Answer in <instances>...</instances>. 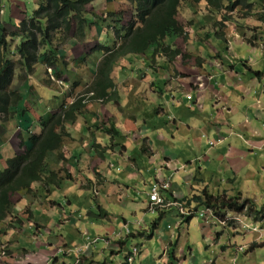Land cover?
I'll use <instances>...</instances> for the list:
<instances>
[{
  "label": "rangeland",
  "instance_id": "374dc122",
  "mask_svg": "<svg viewBox=\"0 0 264 264\" xmlns=\"http://www.w3.org/2000/svg\"><path fill=\"white\" fill-rule=\"evenodd\" d=\"M18 1L26 7L27 14H33L34 8H36L37 6L35 0ZM248 1L249 3H251L250 6H246V3H244L242 6H236L234 9H224L221 11L211 9L208 5V10H206L205 5L207 4V2L203 1L199 3L191 1L184 2L180 7L178 17L180 18L179 23L183 26V29H185V32L189 35L188 39L184 38L183 36L171 35L166 40V44H175L176 47L187 53V55L184 58L182 56H178L172 63L166 56H163L159 53L155 56H152L151 52L153 53L154 51H150V53H144L142 55L131 54L127 57L119 58L120 60L114 67L125 65L126 68L123 71V75L121 73H118L116 75L115 68L112 71L114 82L117 81V91L114 93L113 101L102 102L100 100L91 101L90 99H86L88 107L89 105H92V110L87 111L90 114L86 115L85 118L82 117L85 124H77V120L74 123L70 122L74 131L76 132L75 137H72L71 140L74 142V145L84 146V151L72 152L65 148V146H62L58 151H54V158L51 161L52 164H48V166H51V168L49 166V170H55L60 175L69 177L73 180V182H71L70 184V187L75 184L74 188L76 190L84 191L83 193H85L84 195H86V201L84 197H78V199L76 200L77 203L74 202L78 208H81L79 206L81 204H84V214L86 211V202L88 201L89 205L91 206L90 202L93 201L94 203V199L92 200V196L93 198H95V195H105V189L108 188L109 183H103V181L99 180L100 174L102 173L101 165H103L107 170L110 169L108 171L110 173L111 179H119L122 182L123 178L137 170L136 167L143 170L148 169L149 171L153 172L150 175L151 182H149L146 187L143 182L139 184L133 182H123L122 184L116 181L114 182V190L118 192V195H122L123 197V200H121V202H118L121 208L114 209L111 216L108 217L110 218L111 222H113L114 220V222L116 223H107L108 226L116 229V231L114 232V234H116L115 236L110 237L109 234L102 235L104 234V232L98 230L95 226V231H93L94 229H89L91 235L95 234L101 237L102 240H100V242L96 244L101 248L103 247L102 244H108V247H110L111 245L114 246L120 243V245L122 246L128 240L126 248L123 252L117 253L116 250H109L117 253L114 260H109V256L106 255L105 258L108 260L109 264L126 263L128 260L126 256H128L129 254L128 251H130L134 245V247H138V254L141 247V249L143 250V255H138L136 257L135 263L133 264H161L160 261L162 259H160V256L163 254V249H161L162 242L160 240L157 241V235L154 237V239H148V237H153L155 233L159 234V231H153V225L156 219L159 221V226H161V223L163 222H165L166 225L170 224V231L175 232L177 237L181 232V241L183 242L182 244H185L184 246L186 247V251H188L189 248H192L193 257H195L193 260L197 261V264H202L204 260L212 258L214 254L213 251L216 250V248H213L215 243L212 239L213 237H215L216 241H219L220 239L219 242H223V244L225 245L231 244L233 250L236 249L238 251H241L242 258L238 263L264 264V212H258L264 206V133L261 137H256V139L258 138L257 140L261 141L260 150H258L259 152L256 151L255 155L250 156L251 161H249L250 158L248 160V162L250 163L249 168L245 169L244 166H242L243 169H240L237 166L229 165V175L227 179H224V177H214L211 183L212 190H209L208 187H205L212 194L226 195V198L230 200L238 198V202H241L246 197H250L253 200L252 203L246 205L242 212L237 213L236 211H232L231 209L223 211L225 219H222L219 216H214L212 211H209L207 208H205V206L197 205V203L195 202H192V204L188 206L187 199L183 200L170 197L169 195L173 194H170L169 190L172 189L173 182H176L177 184L183 186L186 178L188 180H192L200 176L199 170L194 171L193 174L188 175V172L186 170L185 172L184 168L182 167L183 162L192 160L194 164H200V159L202 158L204 153H206V155L209 154L207 153L208 146L205 142L201 144L202 151H200V149L193 150L192 147L186 142H191L193 140V137L197 135L196 132L199 133L196 136L198 139L205 140V138L202 137V134L206 135V132L208 133V131L205 130L204 126L203 128L199 127L198 129L194 130L192 133H189L186 137H184L185 139H180V137H177L178 141L174 143V145L168 141V139H171V137L169 136L168 132L165 131L164 135L167 134L168 138L165 141L161 142L162 131L164 128V125L162 123H167L166 120H168V118H162V116H159L161 109L158 108V104L153 105V102L155 96L158 97V99L160 98V96H158L160 94L154 91V95L152 96L151 88L157 90L158 85H161L163 87V82L153 84L152 87L148 84L151 80L149 78V74L154 79V81H162L161 79H164L162 77H167V80L169 82H175L179 80L180 83L184 84L182 87V89L185 88L184 91H188L190 89L195 90L203 82L204 84L209 82L208 85L212 83V85H214L212 86L214 88V91L219 92L221 97L227 95L228 93L229 97L231 98L230 101L232 103V109L229 115L234 116L232 117L233 122H230L225 117V122L222 123L224 126L227 125L234 132V130H238V128H240V124L242 122L246 123V120L250 118L251 120H254L255 124L261 123L262 128H264L263 114H261L262 118L254 119L253 114L249 113L245 109L247 106H250L248 103L246 106L241 104V97L237 103L234 101L239 92H241L238 80L242 81V78L251 80L253 77H255L258 80V84H260V86L258 88L255 87L254 92L252 91L251 93V97H253V101L259 104L261 107L264 104V74L261 77H258L249 70L251 68V65L248 57L249 55L247 53L248 47L246 45H240L238 42L233 40L234 43L232 44L234 46V54L238 55H234L232 52L230 54L226 53L228 52L227 48L229 47L228 34H232V32L234 31L248 33L249 39L246 40L253 46L259 45L258 41L262 38L261 34L262 31H264V0ZM3 4L5 6L10 5V0H3ZM228 4H231V0L226 1V5ZM93 5L96 6L97 10L90 9V16L92 21H95V19L93 18H98V13L100 12L102 13L108 11H118L120 12V18L122 20V22H120L121 25L130 21L134 17L135 13L133 4L126 0H117L111 3L106 2V8H104V4H99V0H96ZM91 13H93L95 16L91 15ZM114 25V21L108 22L106 26L94 25L96 26L98 35H100L105 29V33H102V44H114V41L116 40L113 31ZM215 32L217 34H215ZM96 37V34L89 35L87 33V39L84 38L80 40L74 37L70 41L71 43L67 40L60 46L65 56V52L67 51L66 48L69 47V49H73L75 52H79L80 49L85 51L84 57H86V61H79L84 64L74 63L75 61L73 59L70 60V64H72L71 66L73 67V70L75 72H78L77 76L71 68H69L70 71H68V67H66L65 69L64 67H60L59 75H56L55 72H53V69L47 70L46 67H43L44 65L41 63H38L35 66V71L33 73L30 71H26L22 67L17 68V70H19L20 72L18 73V77L16 79L14 87L16 88L19 86L18 89L22 92L23 89H21L20 85L24 81V73L21 70H24L26 72V76L28 78L32 77L36 72H38L39 75L42 76L37 78L36 80L38 90L33 88L34 86H31V94L26 97V102L23 105L28 108L29 113H32L34 115L35 120L37 119L39 121L40 116L44 115V112L48 114L50 108H56V105L60 106L64 100L70 103L76 98H80L86 95L85 91L88 86L87 83H89L87 79L90 76L89 73L85 74V66H94V68H96L98 65V57L96 58V56H93L96 59L95 62H87V60H91L90 55H95L94 49L95 47H97L96 45L100 43L98 42V38ZM189 38H191L190 42ZM199 38H201V40ZM231 38L232 37H230V40ZM184 39L187 40L186 47H184ZM86 40L88 41L84 43ZM77 44L81 45L76 46ZM226 45L227 48L224 49ZM11 46H13V44H11ZM197 49H201L204 52V55L208 54L209 51L212 52V54L209 53L208 58L206 56H197L196 58H194L190 51L192 50L197 52L199 51ZM215 49H218V52H215ZM18 59L19 56H17L16 60ZM199 59H201L202 64L205 63L206 60H209V64L205 65V70L201 71L200 69L198 72L197 69L201 67V65H199ZM259 63H261V60ZM262 64V66L264 67V63ZM130 65L135 68L136 78H133L134 75H131L132 73ZM256 66L258 67V64H256ZM147 67H152L154 69V72H146L145 70ZM245 69H247L249 73H247V70ZM200 76L202 78H200ZM49 77L54 81L53 83L48 84L45 82V80L49 79ZM227 78H231V82H228ZM232 78L235 81H233ZM76 82L78 84L74 85ZM214 82H217L218 84ZM207 92L212 95L213 98L219 97L214 95L209 86L207 88ZM54 93H58L60 99L54 100ZM169 97L170 94L168 95V97L164 96L162 99V102L165 103L167 107H170L171 105L170 99H168ZM53 102L55 103V105L53 104ZM23 106L17 107L16 114H12V119L10 121H5L6 123L11 122L13 124L11 128H9L3 134L5 143L0 146V157L7 156V152L9 150L14 152L13 147L17 151H20L22 149V141L25 140V135H23L22 132L26 134V137L28 139L30 133L24 132L23 130L20 133V129L22 128L18 129L17 127L18 125L20 126V117L18 113ZM119 106H121L122 109L119 108ZM194 106V104H191L189 105V108L192 109ZM105 107L108 108V110H104L106 117L109 116V111H116V114L120 115L119 112L120 110H122L123 116L130 114L134 117L135 115L136 122H139L138 128H131V131L133 130V132L130 135L132 136L122 137L124 144H117L120 146H115L114 144H112L113 142L110 143L111 150L109 151L108 155H106L107 147L103 146L98 141L100 140L101 142H104V138L107 134L104 131V127L110 126L111 123L115 122H113L111 118H108V120H106L103 116L100 118L99 114L96 112L100 109H104ZM217 107L220 108V106ZM223 111L224 110H220V112ZM206 112L210 114L212 111H210L209 109ZM137 117H140V119H137ZM221 117H224V115ZM87 124L89 126H87ZM242 126L243 125L241 124V127ZM3 128L6 129L5 126H3ZM122 128L125 129V126H123ZM160 129L161 134L158 132ZM151 130H153L152 134L147 135V139L145 138L143 141L141 139L142 132L144 131V133H149V131ZM125 131L129 132V129ZM86 133L90 134V137H92V135L94 136L93 142L90 146L84 145V140L86 138L84 137V134ZM121 133L122 132L120 131V134ZM220 133L221 132L218 133V137L216 139L214 138V140H211V138L209 137V143L214 141H216L217 144L220 143L223 140V137ZM6 134L9 135L6 137ZM123 135L124 134L122 133V136ZM181 135L184 134L181 133ZM243 135L245 139L248 138L245 134ZM231 139H236L239 142V145H236L235 147L244 150L243 145H245V143L241 138L232 136ZM134 143L136 144V149L138 148V151H128L127 145L128 147H130L131 144L133 145ZM157 149H159L158 154H160V157L162 158L157 155ZM235 151L236 150L234 149L233 153ZM114 152L117 153L116 155L120 156L121 160L112 158ZM102 153L105 155H102ZM60 154H63L65 156L67 155L68 158H61L59 156ZM238 155L239 154L236 153L234 157ZM166 156L173 158L174 167L169 166L168 158L164 160ZM243 158L245 159L244 156ZM3 161V159H0V163H3ZM56 162L59 163V166L55 165ZM217 165L218 164H216L213 169L214 173L216 174L218 170V168H216ZM223 165H227V162L225 161ZM91 169L94 172V177L90 174ZM222 169L225 168L222 167ZM248 169L252 170L249 171ZM235 171H240L241 175ZM163 173H165V176ZM74 174H79L77 179L73 176ZM157 176H159L160 179L157 178ZM248 179L250 181H248ZM156 182L169 183V188L167 189V191H164L162 195L168 197L169 201H176L179 204L166 205L164 207H155V209L157 210L155 212H152L150 208L151 203L149 202L148 205H146V208L143 209V211L139 210L137 213H132L129 215L121 213L125 211L123 209H129V211L134 212L136 209L138 210L139 207L144 206L146 199H149L150 196V187L153 183ZM34 186L37 188L36 190H33L32 195H52V199L59 201L65 206V211L68 212L67 215H69L71 210L75 208V206H73V208H70L64 200L65 195H61L64 194L63 190H66V188H56L54 190L52 189V191L49 192V190L46 191L45 187L43 189L41 188L42 186L40 182L34 183ZM203 187L204 185H199L198 189H192V194L188 198H191L195 194H199L204 189ZM126 193L128 194V196H124V194ZM19 195L29 194L14 193L10 216L14 214V206L18 203ZM72 196L73 195H71V198ZM181 204L183 205V207L181 206ZM31 211L32 209H29L27 207L24 208L25 214H27L30 219L33 218ZM142 212L146 213L143 214ZM160 213L164 215V217H162L161 219H159ZM172 213L176 217L175 220H173L174 218L172 216ZM62 214L63 213H61V211L55 212L52 221L53 225H51V227H53L55 231L50 234L48 232L40 233V239L45 236L52 239L51 236L53 235L56 238L59 236H67L68 231L59 228L57 229L56 227V224L59 222ZM201 214H203L204 216ZM191 215H194L191 222L184 224L186 218ZM90 219L93 222H96L97 226H100L101 222L103 221H99L94 218ZM87 222L91 223L90 220H87ZM117 222H123L124 226L118 225ZM7 225L4 226V230L6 229V231L9 228L10 224ZM87 227L89 228V226ZM162 229V231L165 232L166 226H162ZM216 232L217 235H215ZM27 237L31 239V241H33L32 232L30 233V235L28 234ZM177 237H173L174 242H176ZM160 239L164 240L163 235L160 237ZM120 240H124L125 242L122 243L120 242ZM234 241L236 242L234 243ZM254 242L259 243L260 246L253 251L248 252ZM18 243L21 247H28L23 243ZM80 243L81 240L75 241V243H73V246H78V244ZM208 244L212 245V249H210V247L207 248ZM71 247L72 246H66L64 247V249H68ZM28 248H31L32 251L37 252H39V250L41 249L44 252V247L29 246ZM39 254L43 255V253ZM44 254L45 256H48V259L51 257V254ZM18 257L21 259L23 255L16 253L12 249V243L9 240H5L3 235L0 234V262L5 260L3 264H19L17 262ZM13 258L15 259L13 260ZM105 258H101L100 260L103 262ZM189 260L190 258H188V262L184 264H190ZM66 261H69L68 264H73V261L71 259H66ZM47 264H52V261H49ZM162 264L166 263L162 262ZM224 264L234 263L230 262L229 259H227Z\"/></svg>",
  "mask_w": 264,
  "mask_h": 264
},
{
  "label": "crops",
  "instance_id": "0c3cea01",
  "mask_svg": "<svg viewBox=\"0 0 264 264\" xmlns=\"http://www.w3.org/2000/svg\"><path fill=\"white\" fill-rule=\"evenodd\" d=\"M96 1V0H95ZM94 1V2H95ZM35 2L37 3L36 8L39 6V4L41 3V0H35ZM94 2L90 3L88 5V10L90 12V9H96V6L93 5ZM206 2V1H203ZM99 4H106V2L104 0H99ZM34 8V10L36 9ZM104 8H106V5L104 6ZM205 9L208 10L207 8V4L205 5ZM100 14V13H98ZM29 14H27V9L26 7L19 2L18 0H10V5L5 6L3 4V0H0V19L1 22L3 23V25H5L8 29V31L12 32L15 31L17 29V26H19L20 21L25 18L26 16H28ZM91 15L95 16L93 13H91ZM90 16V14H89ZM91 18V16H90ZM95 20L100 21V19L98 18H93ZM178 20L180 21V18L178 17ZM92 21V19H91ZM94 22V21H93ZM100 24V23H99ZM243 30V29H242ZM89 35L92 34H96L98 38V42L101 43L102 40V35L105 33V29L102 31V33L100 35L97 34V30H96V26H91L87 32ZM215 34H217L215 32ZM188 34L186 39H188ZM231 40H230V37ZM262 38L261 40H259V45L257 46H253L251 45L246 39H249L248 33L246 32H239V31H234L232 32V34H228V42H229V47L227 48V45L224 49H228V52L226 53H233L234 54V46L232 43L233 40L238 42L240 45H246L248 47L247 49V53H248V57L250 60V65L251 68L249 69L250 71H260L261 75L258 77H261L264 74V67L262 66L264 63V31H262L261 34ZM94 37V36H93ZM87 39V37H86ZM184 39V47L187 46V40ZM201 40V38H199ZM20 39H17V42H19ZM191 38H189V42H190ZM88 40H86L84 43H86ZM176 41V40H175ZM81 44H77L76 46H80ZM208 46V45H207ZM13 47V46H12ZM75 47V46H74ZM209 47V46H208ZM70 48V47H69ZM66 48V58L69 61L70 64V60L73 59L75 62L74 63H80V64H84L81 63L79 61L82 60V56H84V50L80 49L79 52H75L73 49H69ZM199 50V51H197ZM195 51H190L192 56H194V58H196L197 56L200 57H207L209 53L212 54V52H208V54L204 55V52L201 49H197ZM215 52H218V49H215ZM95 55H90L91 60H87V62H95V58L93 56H96V58L98 57V63L99 61L102 59V55L98 52H94ZM91 54V53H90ZM234 55H238V54H234ZM10 57L13 60H16L17 55H10ZM245 58V57H244ZM261 60V63H259ZM209 60H206L205 63H203L201 65V67H199L197 69V71L199 72V70H205V65L209 64L208 62ZM86 63V62H85ZM68 64V69L71 68L72 71L74 73H76V76L78 75V72H75L73 70V67L71 66L72 64L69 65ZM256 64H258V67L256 66ZM43 66V65H42ZM131 66V65H130ZM45 67V66H43ZM63 68V67H62ZM66 67H64L65 69ZM85 74L89 73V78L87 80L92 81L93 77H94V73L96 72V68H94V66H85ZM126 66L125 65H120L115 67V74L117 75L118 73H121L123 75V71L125 70ZM259 68V69H256ZM247 70V69H245ZM24 73V81L23 83L20 85L21 89H23V92L21 90L18 89V87H14L15 89L19 90L21 93L24 94V97H27L28 95L31 94V90L32 87L35 88L36 90H38V87L36 85V80L39 77H42L41 75H39L38 72H36L32 77L28 78L26 76V72L24 70H21ZM70 71V69L68 70ZM146 72L150 73V72H154V69L151 67H147ZM20 71L17 70L16 72V78L14 80L13 86H15L16 83V79L18 77V73ZM252 72V73H253ZM131 75H134L133 78H136L135 75V68L131 66ZM186 73V72H184ZM247 73L248 70H247ZM188 74V73H186ZM39 75V76H38ZM38 76V77H37ZM249 76V75H247ZM246 76V77H247ZM113 78V77H112ZM149 78L151 79L150 82L148 83L149 85H151V87L153 86V84H157L159 82H163L162 85H158V89L155 90L154 88H151L152 91V96L154 95V91H156L158 94V96H160V98L158 99V97H154V104H158V108L161 109V112L159 114V116H162V118L167 117L168 120L167 123L163 122L162 124L164 125L163 131H162V136H161V142L165 141L168 136L167 134L164 135V132H168L169 136L171 137V139H168L169 142H171L173 145L174 143H176L177 137H180V139H185L184 137H186L189 133H192L194 130L198 129L199 127L205 128L206 131H208V133L206 132V135L202 134V137L205 138V140H200L198 139L196 136L199 134L198 132H196L197 135H195L193 137V140L190 142H186L188 143L193 150H197L200 149V151H202V147L201 144L205 143L208 146L207 149V154L204 153V155L202 156V158L200 159V164H194L192 160H189L188 162H183V168L184 171L186 170L189 174H193L194 171L199 170V174L200 176L198 178L192 179V180H188L187 178L185 179V182L183 184V186H181L180 184H177L176 182H173V187L172 189L169 190L170 194L173 195H169L170 197H174L177 199H188V197L191 196L192 194V189H198L199 185L202 186L204 185L203 188L208 187L209 190H212V180L214 179V177H224V179H227L229 173V165H234L237 166L240 169H243L242 166H244L245 169L250 167V163L248 162L250 156L255 155L256 151L260 150V142L259 140L256 139V137H261L262 134L264 133V128H262V124L261 123H254V120H251L250 118H248L246 120V123H241L243 126L241 127L240 124V128H238V130H234V132L230 129V127L224 126L222 123L225 122V117L226 119H228L230 122H233L232 120V115H229V113L231 112V98L229 97L228 93L225 96L220 95L219 92L214 91V88L212 86V83L209 84L206 83L204 84L201 83V85L197 88V89H190L188 91H184L185 88L182 89L183 87V83H180L179 80L175 81V82H169L167 80V77H162L164 79H161L162 81H154V79L150 76L149 74ZM200 78H202L200 76ZM249 78V77H248ZM114 79V78H113ZM228 82H231V78H227ZM156 80V79H155ZM233 81H235L232 78ZM239 81V85H240V90L241 92H239L238 96L234 99V101L237 103L238 100L241 97V104H243L244 106L247 105V103L250 106H247L245 109L249 112L252 113L254 116V119H260L261 114H263L264 117V104L260 107L259 104L255 103V101H253V97H251V93L252 91L254 92L255 87H259L260 84H258V80L253 77L251 80H246L245 78H242V81ZM117 81H115L116 83ZM169 82V83H168ZM217 83V82H214ZM218 84V83H217ZM210 88V90L214 93L215 96H219L217 99L214 97H212V95H210L207 92V88ZM217 86V85H216ZM117 91V90H116ZM170 94V97L168 99H170V107H167V105L165 103L162 102V99L164 96L168 97V95ZM178 95V96H176ZM191 95L192 98L190 99L188 96ZM194 96V97H193ZM178 97V98H176ZM152 98V97H151ZM54 100H58L60 99V96L58 95V93H54ZM153 99V98H152ZM94 101H98V100H94ZM102 101V100H100ZM113 101V100H109L108 102ZM104 102V101H102ZM264 102V101H263ZM53 104L55 105V103L53 102ZM195 105L192 109L189 108V105ZM211 104V106H210ZM92 105H89L88 110H92L91 109ZM217 106H220V108H218ZM58 107V105H56V108ZM226 107V108H224ZM55 107L50 108L49 113L47 114L46 112H44V115H49L52 113V111H54L56 109ZM119 108L122 109L121 106H119ZM230 108V109H229ZM105 109L108 110V108H104V109H100L99 111H96L99 114V117L101 118L102 116L108 120V118H111V120H113V122H115L116 127L124 134L122 136V133L119 134L117 137L112 138L108 133L106 134L105 138H104V142H101L100 140L98 142H100L103 146L107 147V152L106 155H108L109 151L111 150V142H113L112 144H114L115 146H120L117 144H124L123 143V139L122 137L125 136H132L130 134H132L133 130L131 131V128H138L139 127V122H136V117L134 115L131 116L130 114L123 116L122 115V110H120L119 114H116V111H109V116L106 117L105 116ZM210 109V111H212L210 114L206 111H208ZM212 109V110H211ZM220 110H224L223 112H220ZM29 113V112H28ZM248 113V114H249ZM90 113H88L87 111L84 113V115H80L77 119V124H85L83 118L86 117V115H89ZM122 115V116H121ZM224 117H221L223 116ZM29 116H31L33 118V123L32 125L28 128L29 126V121H26V118L20 116V126L18 125V129H20V133L22 132V130L24 132H29V136L31 135V133L36 132L37 128H38V120L34 118V115L32 113H29ZM154 116V115H153ZM83 117V118H82ZM0 118L2 119L1 115ZM221 118V120H220ZM0 119V146L3 145L5 143L4 138H3V134L5 131H7L9 128H11L12 124L11 122L6 123L5 121H10L12 118H8L9 120H1ZM137 119H140V117H137ZM145 123V122H144ZM218 123V124H217ZM166 125V126H165ZM3 126L6 127V129L3 128ZM87 126H89L87 124ZM125 126V129H123L122 127ZM264 126V123H263ZM67 128L68 131L70 132L71 136L66 138V140L64 141L63 146H65V148H67L68 150L74 152V151H84V146L82 145H74V142L71 140L72 137H75L76 132L74 131L72 125L69 123L67 124ZM125 131V130H128ZM240 129V130H239ZM148 130V129H145ZM144 130V131H145ZM144 131L142 132V137L141 139L144 141V139H147V135L152 134V131H149L144 133ZM161 134V129L158 131ZM221 132L220 134L223 137V140L220 143H215V144H210L209 143V137L211 138V140H214V138L216 139L218 137V133ZM184 134V135H181ZM23 135H25L24 139L26 140V134L22 132ZM246 135V137L248 138H244V135ZM9 134H6V137ZM95 135V134H94ZM220 135V136H221ZM28 136V137H29ZM208 136V137H206ZM232 136H237L238 138H241L242 141L245 143V145H243L244 150H241L237 147H235L236 145H239V142L236 139H231ZM85 140H84V145L85 146H90L93 142V135L92 137H90V134L86 133L84 134ZM98 137V136H97ZM200 138V136H199ZM6 140V138H5ZM24 140V141H25ZM23 142V141H22ZM216 142V141H215ZM134 145V146H133ZM131 144L130 147H128V151L131 152H136V150L138 151V148L136 149V144ZM154 146V145H153ZM187 147V146H186ZM199 147V148H198ZM216 148V149H214ZM23 149V148H22ZM21 149V150H22ZM156 149V148H155ZM184 149V148H183ZM234 149L236 150L234 153L239 154L238 156L234 157ZM14 152L12 151H8L7 152V156H2L0 157V159H3V163H0V169H4L7 167V160L13 156H15L16 154H18L20 151H17L14 147H13ZM153 150V149H152ZM158 150L157 149V155L160 157L161 155L158 154ZM58 151V150H57ZM259 152V151H258ZM53 153L55 152H51L49 155V164H52V159L53 157ZM117 153L114 152L112 158L114 159H120L119 155H116ZM9 155V156H8ZM102 155H105L102 153ZM61 158L66 157L68 158V156L60 154L59 155ZM243 156L245 157V159L243 158ZM162 158V157H160ZM168 158V164L170 167L173 166V158L172 157H168L166 156L164 158V160ZM227 162V165H223L224 162ZM251 161V158L250 160ZM217 165L216 168H218L217 170V174L214 173V167L215 165ZM56 166H59V163L56 162L55 164ZM50 166V165H49ZM118 166V165H117ZM174 167V166H173ZM188 167V170H187ZM222 167H224L225 169H222ZM51 168V166H50ZM84 168V167H83ZM88 168V167H87ZM136 171L133 172L132 174L126 176L125 178H123V182H133V183H144L145 187L146 185L151 182L150 181V175L153 173L151 171H149L148 169H139L138 167H136ZM52 170V169H51ZM110 170V169H108ZM103 165H101V171L102 173L100 174L99 180L104 182L109 183L108 184V188L105 189V195H95V198H93L92 196V200L94 199V203L93 201L90 202L91 206L89 205V202L87 201L85 204V214H84V210H83V206L84 204H81L78 208L74 202L77 203V199L78 197L81 198H85L86 201V195H84L85 193H83L84 191L82 190H76L74 188L75 184L70 187L71 182H73L72 179H70L69 177H66L67 179L65 180L64 184L60 186L59 189H65L64 194L61 195H65V201L66 203L69 205L70 208H73V206H75L74 209L71 210L70 214L67 215V211H65V206L60 203L59 201H56L55 199H52L51 196L52 195H19L18 197V203L14 206V214H12V216L9 217V220L6 221V225L10 224L9 228L5 229V232L2 234L3 237L5 238V240H9L12 243V249L19 254H22L23 257L20 259L19 257L17 258V262L19 264H47L49 261H52V264H68L69 261H66V259H71L73 261V264H109L108 260L105 258L106 255L109 256V260H114L115 256L117 255V253L119 252H123L124 249L126 248V244L128 243L125 242L124 240H120V242H125L122 246L120 245V243L116 244V245H111L110 247H108V244H102L103 247H98L96 244L99 243H95L91 246H88L87 248H84V250L81 253L73 252L72 254H67L69 252H66L65 250H60L61 248H64L66 246H73L75 243V241H80L81 243L78 244L80 246H85L87 244L88 238L89 237H97L99 235H95V234H90L89 229H94V226L100 230L103 231L104 234H109L110 237L115 236L116 234H114V232L116 231L115 228L108 226L107 223H114L111 222L110 217L113 210L114 209H118L121 208V206L118 204V202H121V200H123L122 195H118V192L116 190H114L115 188V184L114 182H118V183H123L121 180L119 179H111L110 173ZM249 170V169H248ZM252 169H250L249 171H251ZM55 171V170H53ZM185 171V172H186ZM241 171V170H240ZM240 171H235L238 172L240 175ZM90 174L91 176L94 177V172L91 169L90 170ZM233 173V172H232ZM87 174V173H86ZM165 176V173H163ZM78 175H73L76 179L78 178ZM157 178L160 179L159 176H157ZM200 179V180H198ZM226 181V180H225ZM248 181H250L248 179ZM146 183V184H145ZM42 189L44 188L43 185H41ZM103 187V185H102ZM37 187H35L33 185V190H36ZM51 190L56 189L57 187H50ZM135 189V187H134ZM46 191H48V189L46 188ZM146 191V190H145ZM51 192V191H49ZM27 194V193H26ZM71 195L72 198H71ZM44 198H43V197ZM124 196H128V194H124ZM137 197V196H136ZM147 197V195H146ZM75 199V200H74ZM137 199V198H136ZM41 200V201H40ZM150 202V199H146V202L144 204V206L139 207L138 210L136 209L134 212L133 211H129V209H123L125 210L124 213L126 215L132 214V213H137L139 210H142L144 208H146V205H148V203ZM29 208L32 209L31 214L33 216L32 219H30L27 214H25L24 212V208ZM56 211H61L62 217L59 219V222L56 224L57 229H63L68 231L67 232V236L64 237H52L48 238V237H43L40 239L39 234L40 233H53L55 231V229L53 227H51V225H53V216L55 215ZM107 212V214H106ZM143 214L146 212H142ZM102 215V216H100ZM173 216V220H175V216L172 213ZM164 217V215H163ZM87 218V219H86ZM90 218H94L97 219L99 221L103 220L100 224V226H97L96 222H93ZM87 220H90L91 223H88ZM157 220V219H156ZM14 221V222H12ZM191 222V221H190ZM190 222H186V223H190ZM118 225L124 226V223L122 222H117ZM185 224V223H184ZM55 225V224H54ZM160 224H154L153 225V231H159V234H154L153 237H148V239H154V237L157 235L158 239L157 241H161V249H163V254L160 256V259H162L160 262L162 264V262H165L166 264H184L186 262H188V258H190L189 263L190 264H197V261H194L193 259L195 257H193V252H192V248H189L188 251H186V247L184 246L185 244H182L183 242L181 241V232L179 233L178 237L176 235L175 232L170 231V224L166 225L165 222L161 223V226H159ZM89 226V228L87 227ZM154 226H157L156 228H154ZM162 226H166L165 232L162 231ZM8 227V225H7ZM6 228V227H5ZM88 228V229H87ZM180 230V227H179ZM95 231V229L93 230ZM32 232V240L29 239L27 237V235ZM108 232V233H107ZM127 235V233H126ZM124 235V236H126ZM163 235L164 240L160 239V237ZM215 235H217V232L215 233ZM173 237L176 238V242L173 241ZM28 238V239H26ZM214 240V247L216 248L215 251H213V256L212 258L208 259V260H204V262L202 264H224L226 262L227 259H229L230 262H233L234 264H240L238 263L239 260L242 258V253L241 251L233 250L232 245L231 244H223V242H219L215 240V237L212 238ZM235 239V238H234ZM47 241V242H46ZM23 243L26 246H36V247H44V252L40 249L39 252L37 251H32L31 248L28 247H21L20 244L18 243ZM236 241H234L235 243ZM85 243V244H84ZM84 244V245H83ZM137 245V244H136ZM135 246V245H134ZM133 246V247H134ZM138 246V245H137ZM210 249H212V245L208 244L207 245ZM109 248V249H108ZM133 249V248H132ZM132 249L130 251H128V253H130L132 251ZM109 250H116L117 253L109 251ZM233 250V251H232ZM39 253H43V255L39 254ZM44 253L47 254H51V257L48 259V256H45ZM143 250L140 247V252L138 255H143ZM136 255V257L138 256ZM127 257V256H126ZM136 257L135 260L133 261V263H135L136 261ZM6 258V257H5ZM101 258H105V260L102 262L100 259ZM15 258H13L14 260ZM5 260H3L2 262H0V264H3ZM130 263V264H133ZM124 264H128L127 262Z\"/></svg>",
  "mask_w": 264,
  "mask_h": 264
},
{
  "label": "trees",
  "instance_id": "16d2710c",
  "mask_svg": "<svg viewBox=\"0 0 264 264\" xmlns=\"http://www.w3.org/2000/svg\"><path fill=\"white\" fill-rule=\"evenodd\" d=\"M93 1L95 0H41L33 14L24 18L12 32L8 31L0 19V115L3 120L12 118L17 107L26 102L24 94L13 86L18 67L33 73L35 66L41 63L47 70L51 68L59 75L60 67H67L69 64L60 48L61 44L67 40L70 42L74 37L86 39L92 25L106 26L108 22L114 21L116 39L113 45H96L94 50L102 55V59L96 67L92 81L88 80L86 95L70 103L64 100L51 114L41 115L36 132L22 142L23 149L18 154L7 160V167L0 169V234L5 232L4 226L11 215L14 193L31 194L36 182H40L49 191H52L50 187L60 188L64 184L67 176L49 170V155L59 150L66 138L71 136L67 124L74 123L80 115L88 111L86 99H114L116 83L112 78V71L119 58L131 54L142 55L150 51H154L151 52L152 56L158 53L166 56L171 63L178 56L184 58L187 53L175 44H166L171 35L187 37L178 20L179 10L184 2L206 1L209 8L219 11L234 9L244 3L246 6L251 4L248 0H231L228 5L227 0H126L133 4L135 13L130 21L120 25L122 20L118 11L107 12L106 16H101L102 24L91 21L88 5ZM105 1L111 3L117 0ZM17 39H20L19 42ZM10 55H17L19 59L13 60ZM82 60L86 61V57L82 56ZM199 61V65H202L201 59ZM253 74L260 76L261 72L254 71ZM45 82L49 84L54 81L49 77ZM77 84L76 82L74 85ZM18 114L29 121V128L33 118L29 116L28 108L23 106ZM104 131L112 138L120 134L115 123L104 127ZM237 200L239 201L238 198L230 200L226 195L212 194L204 188L199 194L188 198L187 205L195 202L199 206H206L215 216L225 219L223 211L231 209L237 213L242 212L246 205L253 202L250 197L241 202ZM258 212H264V206ZM159 217L161 219L163 214L160 213ZM193 217L194 215L189 216L186 222H190ZM158 223L156 220L154 224ZM259 246V243L254 242L248 252Z\"/></svg>",
  "mask_w": 264,
  "mask_h": 264
},
{
  "label": "built area",
  "instance_id": "2783aa9c",
  "mask_svg": "<svg viewBox=\"0 0 264 264\" xmlns=\"http://www.w3.org/2000/svg\"><path fill=\"white\" fill-rule=\"evenodd\" d=\"M189 98H192V96H188ZM216 142H210V144H215ZM169 183H153L151 185L150 188V199H151V210L154 212L155 211V207H164L166 205H178L179 203L176 201H167V198L162 195L164 190H167L169 188ZM181 206L183 207V205L181 204ZM209 210V209H208ZM88 241L87 244L83 247H75L77 252L82 251L84 248H87L88 246H91L97 242H99L101 239V237L97 236V237H89L87 236ZM138 247H133L132 251L128 254V261H133L135 255L138 254Z\"/></svg>",
  "mask_w": 264,
  "mask_h": 264
},
{
  "label": "clouds",
  "instance_id": "9594fccd",
  "mask_svg": "<svg viewBox=\"0 0 264 264\" xmlns=\"http://www.w3.org/2000/svg\"><path fill=\"white\" fill-rule=\"evenodd\" d=\"M104 1H105V0H104ZM93 2H94V1H93ZM105 2H106V1H105ZM108 12H109V11H108ZM106 13H107V12H102V13L100 12V14H99V16H98V19H100L101 16H106ZM95 22H98V23H100V24L103 23L102 20H100V21L95 20ZM92 26H94V25H92ZM104 26H105V25H104ZM113 31H114V29H113ZM49 70H52V69L49 68ZM150 188H151V187H150ZM164 191H167V190H164ZM164 191H163V192H164ZM164 196H165V195H164ZM165 197H166V196H165ZM166 198H167V201H168L169 198H168V197H166ZM149 199H150V196H149ZM183 200H184V199H183ZM150 203H151V199H150ZM205 208L209 209V211H212L210 208H208V207H206V206H205ZM156 210H157V209H155V211H156ZM151 211H152V210H151ZM155 211H154V212H155ZM152 212H153V211H152ZM201 215H203V214H201ZM213 215H214V214H213ZM203 216H204V215H203ZM214 216H215V215H214ZM186 219H187V218H186ZM192 219H193V218H192ZM184 223H186V220H185ZM84 244H85V243H84ZM84 244H83V245H84ZM78 246H79V247H83V246H80V245H78ZM75 247H77V246L75 245V246H72L71 248H68V249L61 248L60 250H61V251H62V250H65L66 252L73 253V252H76ZM83 250H84V249H83ZM83 250H82V251H83ZM82 251H80V252H78V253H81ZM137 255H138V254H137ZM135 257H136V255H135ZM135 257H134V260H135ZM127 258H128V257H127ZM134 260H133V261H134ZM133 261L131 262V261H128V260H127V263L130 264V263H133Z\"/></svg>",
  "mask_w": 264,
  "mask_h": 264
}]
</instances>
